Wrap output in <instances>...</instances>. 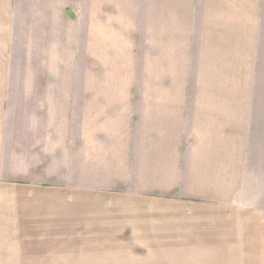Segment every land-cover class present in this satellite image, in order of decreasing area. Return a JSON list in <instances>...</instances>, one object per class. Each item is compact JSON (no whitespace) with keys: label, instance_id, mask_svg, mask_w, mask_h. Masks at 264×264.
<instances>
[{"label":"crops","instance_id":"crops-1","mask_svg":"<svg viewBox=\"0 0 264 264\" xmlns=\"http://www.w3.org/2000/svg\"><path fill=\"white\" fill-rule=\"evenodd\" d=\"M19 45L27 109L73 110V140L71 118L57 119L52 134L45 118L30 119L24 172L16 150L5 168ZM263 61L264 0H0V246L17 258V231L13 241L4 236L26 219L32 226L20 231L35 235L40 259L67 226L84 238L80 246L134 237L145 253L202 254L209 263L263 254L264 214L245 195ZM67 70L73 85L60 82ZM51 143L54 165L46 163ZM67 172L72 183H45ZM100 196L117 217L99 218ZM45 200L49 211L37 210ZM53 201L72 212L59 214Z\"/></svg>","mask_w":264,"mask_h":264},{"label":"rangeland","instance_id":"rangeland-1","mask_svg":"<svg viewBox=\"0 0 264 264\" xmlns=\"http://www.w3.org/2000/svg\"><path fill=\"white\" fill-rule=\"evenodd\" d=\"M13 61V75L11 77V87L10 92L8 94V104L6 110L7 150H9V153L6 157L5 168H9L10 164H12L9 157L11 154L13 156L16 150L17 161H15V164L17 165L15 166L17 167L18 171L24 172L26 168L25 155L27 123L30 121V119L33 117L45 118L47 121H49L50 125L44 127V129H49L50 133L52 134L56 130V128H61L54 125L57 123V119H61L62 117L67 119L71 118V122L69 123L70 126H67L66 128L69 129L67 130V132L71 140H73V110L67 108L66 110H64L63 113H61V111H58L57 109H51L52 106L50 107V110L44 111L36 109H27L25 98L26 47L24 45H19L16 47V54L14 55ZM34 64L35 66L38 65V63L36 65V60ZM257 68L258 69L255 79V86L253 88V93L251 97V118L253 120L252 127L254 130L252 136V155L250 158L251 171L249 170L246 175V179L248 182V190L246 191L245 195L247 194L246 197H248L249 200H251L252 202H256L257 210L264 214V61L258 62ZM65 74L66 75L64 77H61L60 79L61 84L73 85L72 71L67 70ZM38 80L40 82V79H33L34 82ZM49 80L53 84H57V82H59V79L50 78ZM41 81H43V79ZM30 82H32V79H30ZM34 96L40 97L41 95L37 94ZM255 130H257L256 133ZM49 150L50 154L46 153V155L47 157L51 158H47L50 161H46V163L49 164L51 162V164L54 165L57 160H53L52 155H56L57 151L54 149L52 143L50 144ZM67 155L70 156L71 152L67 151ZM13 159L14 156L12 158V161H14ZM68 160L71 161V158L66 159V162H68ZM48 168L54 170L58 169L56 166H48ZM50 177L53 178H50L49 180L45 181L46 184L56 185L58 183L57 181L59 180L58 177H60V179L64 182H73V174L68 172L60 175L55 173L53 175H50ZM18 178L23 179L22 181H25L26 179L25 174L22 173L18 175ZM66 199L67 201L73 203V198L71 196L66 195ZM98 200L99 203L97 205V211L100 219L110 218L108 217V215H112V217H117L119 215L114 212V205H112L110 201L105 198V196L98 197ZM41 202L39 203L41 205H38L35 208L37 210L44 209L46 211H49L48 205H50L51 200H45L44 204ZM57 202L58 201H53V203H56V205L54 206H56L55 209L59 212V214H62L64 212L70 214V212H72V204H63V202H60L61 204L58 205ZM22 207L24 210L30 212L32 204L26 203L25 201ZM121 209L122 208H118V210ZM25 225L32 226V224L27 222L26 219L20 220L17 224L18 230H16L15 227H12L10 229L12 231L7 232L4 236L5 239L13 241V233L17 231L19 239V254L16 253V256L19 260H17V258H14L13 260L15 261H13L11 254H9V252H7L3 246H0V252H2V254H0V264H234L233 262L209 263L205 260L208 256L202 254L186 255L179 253H145L143 252V250H145L146 247L139 246L137 243L138 239L134 237L127 239V241L124 242L123 246H120L122 245L121 240L118 241L116 239H114V246H112L111 244H109L111 240L105 237H99L97 239L92 240L88 239L89 242L92 244H85L83 246H80L81 244H79L78 242H81L84 238H82L81 240L75 238L67 224L66 230L64 231L65 234H63L65 235V237H61L59 239V241L61 242L56 245V248H54L55 251L47 253V255H44V259H40L41 255L35 256V254H32V252L36 250V246L35 244L32 245L30 240L35 235H32L27 232V229L20 231L22 229V226L25 227ZM76 243H78L79 245ZM256 252L257 256L255 258H249L251 260L246 262L245 260H243L242 264H264V253H259L258 249ZM187 256H190L191 258L185 259L187 258ZM193 258H198L202 260L196 261L195 263L191 260Z\"/></svg>","mask_w":264,"mask_h":264}]
</instances>
